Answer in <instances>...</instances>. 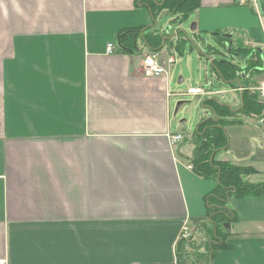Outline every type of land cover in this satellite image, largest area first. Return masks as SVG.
<instances>
[{"label": "crops", "instance_id": "obj_1", "mask_svg": "<svg viewBox=\"0 0 264 264\" xmlns=\"http://www.w3.org/2000/svg\"><path fill=\"white\" fill-rule=\"evenodd\" d=\"M243 1L199 0L191 32L244 44L262 70L234 89L211 66L219 88L187 93L238 107L242 84H264V0ZM160 15L140 0H0L1 264H264V196L232 199L225 234L209 215L216 182L193 171L194 146L171 144L185 138L172 131L171 85L186 63ZM140 30L122 52L120 36ZM165 32L160 52L176 63L145 76L141 36ZM241 119L222 158L263 184L264 123ZM186 222L193 238L179 247Z\"/></svg>", "mask_w": 264, "mask_h": 264}, {"label": "trees", "instance_id": "obj_2", "mask_svg": "<svg viewBox=\"0 0 264 264\" xmlns=\"http://www.w3.org/2000/svg\"><path fill=\"white\" fill-rule=\"evenodd\" d=\"M140 4L149 9L155 20L163 11L181 16L184 20L200 5L199 0H140ZM143 31H126L124 36L121 35L122 52L136 51L137 40ZM166 33L141 37L144 38L149 50L158 52L169 43ZM179 35L182 36L181 31ZM129 36L133 39L131 43L127 39ZM212 37L220 40L229 54V58L222 54L223 57L213 60L212 68L231 88H239V82L242 79L247 80L262 70V67L254 61L256 58V55H253L254 51L246 48L244 44H236L232 38L220 33H214ZM168 48L171 49L172 46ZM253 70L255 71L252 73ZM241 87L245 90L241 92V104L238 107H231L214 99L204 102V106L210 109V113L202 118L193 135L200 140V143L194 140L196 147L194 156L191 158L193 171L203 179H212L216 182V188L208 198L209 215L225 234L228 232L222 227L230 220L229 203L232 199L264 196V183L251 184L247 180V177L254 173L251 168L240 167L228 160L217 158L219 151L228 148L229 138L226 128L229 125L241 123L243 121L241 116L259 120L264 117V102L259 100L258 93L249 87L246 88V85L242 84ZM217 239L215 235V238L210 240L212 245L210 249L213 253L219 248ZM182 242H179V247Z\"/></svg>", "mask_w": 264, "mask_h": 264}, {"label": "rangeland", "instance_id": "obj_3", "mask_svg": "<svg viewBox=\"0 0 264 264\" xmlns=\"http://www.w3.org/2000/svg\"><path fill=\"white\" fill-rule=\"evenodd\" d=\"M160 18L161 19L159 20L158 29L169 27L171 28L170 32L172 33V35L176 34L177 31H182V36H180L181 34L177 36L179 40L175 41L176 43L174 44L173 52L177 57L184 58L186 65L184 66L183 71L181 70V65H179L178 71L175 73L173 72L172 74L174 81L171 85V91L173 93H180L178 97L172 98V131L175 132L178 130L183 132V134L185 135L183 142H185L186 144L189 143L191 144V146H194V156L196 147V144H194V140L197 139L194 138L193 135L197 131V127L200 124L202 118L210 113V109L204 106V102L209 101L212 96H192L189 95L187 91L190 87L200 85H202V87L207 90L218 89L219 87L217 85V82H213L211 65L210 62H208V59L209 57H212L213 59L223 57L222 54H224L225 57L227 56L229 58V54L226 48L221 44L220 40L216 39L215 37H195L194 33L191 32L192 22L188 18L182 20L181 16H177L168 11L161 13ZM183 32H185L186 35H184ZM210 52L214 53L211 54ZM190 61L191 66L189 64ZM178 63L176 65H178ZM182 76L186 80L185 82L179 84ZM208 82H210V84H208ZM217 101L222 103L218 98ZM179 102L183 103L179 107L178 112L175 113ZM215 118L217 119L216 116ZM255 121H257V119L252 118L248 122L255 124ZM233 126L235 125L232 124L228 126V136L229 134L231 135L233 131L239 130L238 127ZM196 142L200 143V140L198 139ZM228 149L219 151L217 153V158L224 160L222 157L226 158ZM230 154L231 153H229V156ZM259 177L264 178V176ZM222 228H225L224 225ZM202 253L204 254V258L206 259L210 255V252L206 250H204ZM181 259L186 260L188 258H186L185 256ZM184 264H186V262H184Z\"/></svg>", "mask_w": 264, "mask_h": 264}, {"label": "built area", "instance_id": "obj_4", "mask_svg": "<svg viewBox=\"0 0 264 264\" xmlns=\"http://www.w3.org/2000/svg\"><path fill=\"white\" fill-rule=\"evenodd\" d=\"M242 3L244 4L245 1L242 0ZM107 51L109 54L114 53V45L109 44ZM175 63H176V59L174 57L171 58V57L163 56L160 51L156 52L150 50L146 52L142 57L143 73L145 76H149V77L167 74L168 73L167 68ZM255 91L259 95V100L264 102V84H261L259 87L255 88ZM188 94L192 96H198V95H204L205 93L201 88H195L189 90ZM260 122L264 123V117L260 119ZM169 139L171 140V144L174 146L176 144L181 143L184 138L183 135L176 134V135H169ZM192 238H193V230L191 229L190 224L186 222L185 226L183 227L182 234L180 236V241H190ZM175 264L178 263L175 261Z\"/></svg>", "mask_w": 264, "mask_h": 264}, {"label": "water", "instance_id": "obj_5", "mask_svg": "<svg viewBox=\"0 0 264 264\" xmlns=\"http://www.w3.org/2000/svg\"><path fill=\"white\" fill-rule=\"evenodd\" d=\"M192 30H194L193 26L191 27V31H192ZM179 32H180V31H178V32L174 35V37L178 36V35H179ZM181 32H182V31H181ZM183 33H184V35H186L185 32H183ZM210 53H211V52H210ZM211 54H212V53H211ZM210 61H211L210 63H211V66H212V60H210ZM254 71H255V70H253L252 73H253ZM181 82H182V80H180V83H181ZM182 103H183V102H179V103H178L175 113L178 112L179 107L181 106ZM224 227H225V229L227 230V232H230V231H231V226H230V223H229V222L224 223Z\"/></svg>", "mask_w": 264, "mask_h": 264}]
</instances>
